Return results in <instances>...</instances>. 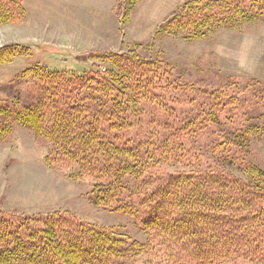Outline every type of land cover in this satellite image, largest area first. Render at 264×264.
Here are the masks:
<instances>
[{
	"label": "trees",
	"instance_id": "16d2710c",
	"mask_svg": "<svg viewBox=\"0 0 264 264\" xmlns=\"http://www.w3.org/2000/svg\"><path fill=\"white\" fill-rule=\"evenodd\" d=\"M140 1L119 0L115 10H132ZM128 16L123 15L125 22ZM263 18L264 0H191L157 34L201 40L217 29L237 30ZM28 21L22 0H0V27ZM28 52L21 44L0 47V65ZM94 60L107 64V71L70 73L44 66L23 71L16 82L31 81L34 100L22 107L0 101V142L12 134L13 122L32 130L37 143L49 149L50 170L73 171L70 179L79 182L92 180V204L137 218L146 241L70 212L0 210V264H264V171L243 154L264 126L234 127L239 101L231 93L233 82L217 90L185 85L193 93L188 104L197 112L175 124L166 115L164 95L181 85L163 86L165 77L171 78L166 62L137 51L100 52ZM143 103L166 116L161 115L160 131L132 137L131 122L142 116ZM211 127H222L221 137L206 147L217 161L205 165L204 154L188 145Z\"/></svg>",
	"mask_w": 264,
	"mask_h": 264
},
{
	"label": "rangeland",
	"instance_id": "374dc122",
	"mask_svg": "<svg viewBox=\"0 0 264 264\" xmlns=\"http://www.w3.org/2000/svg\"><path fill=\"white\" fill-rule=\"evenodd\" d=\"M22 1L29 21L22 26L0 27V47L21 44L29 52L11 64L0 65V101L18 107L33 102L34 84L16 81L23 71L34 66L70 73H105L108 65L94 60L97 53L137 51L145 59H161L171 67V78L165 77L163 86L167 81L181 85L164 95H168L166 115H171L172 123L179 124L197 112L188 104L193 93L185 91V85L193 91L217 90L229 81L233 82L231 93L239 101L234 127L243 123L264 126V18L237 30L221 28L204 39L187 40L182 35L157 32L180 6L191 0H141L132 10L123 6L120 13L115 10L119 0ZM126 13L129 16L125 22ZM159 111L143 103L142 116L132 119L130 135L141 137L160 131L166 115L158 116ZM221 129L211 127L194 145H188L204 154L205 165L217 161L206 147L221 137ZM224 130L230 131L229 126ZM48 150L37 143L32 130L13 122L12 134L0 142V210H16L21 215L70 212L99 226H120L133 239L146 241L137 218L92 204V180L79 182L70 179L73 171L50 170L45 163ZM243 154L264 171V132ZM225 169L244 178L233 167ZM121 263L132 264L125 260Z\"/></svg>",
	"mask_w": 264,
	"mask_h": 264
}]
</instances>
